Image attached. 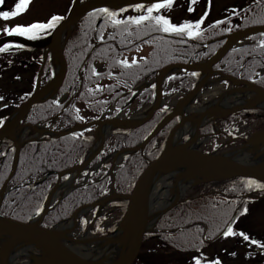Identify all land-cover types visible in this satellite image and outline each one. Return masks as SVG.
I'll list each match as a JSON object with an SVG mask.
<instances>
[{
	"label": "trees",
	"instance_id": "16d2710c",
	"mask_svg": "<svg viewBox=\"0 0 264 264\" xmlns=\"http://www.w3.org/2000/svg\"><path fill=\"white\" fill-rule=\"evenodd\" d=\"M243 1L244 0H240V2L236 1L226 9L227 14L225 16L232 15L229 11L230 9L234 7L238 9L236 17L232 19L233 25L243 23L245 12L241 10L250 9L247 13L249 17L248 22L247 24H244L243 27L255 25L252 24L253 19H264V0H260V3H255V0H245V3H243ZM197 5L198 3H196V6ZM187 7L188 3H186V8ZM135 14L138 13L128 11L121 14V18L123 15ZM189 15L193 17V12H189ZM210 23L212 22L202 25V27L205 28L202 40L190 41L186 39L183 44H180L178 42V38L174 36L150 31L148 28H144L139 32H137L135 28H130L129 31L132 32V35L128 36L123 29L118 30L108 27L105 28L103 32L105 33L106 30L111 29L113 33L116 34V39H110L108 35L105 39H103V41H100L96 39L99 31L98 26L96 28V26H93V24L89 21L80 25L77 30L71 34L65 45V52L68 57L69 67L63 85L57 94V97H60L64 93L72 92V90L76 87L80 73H84V79L78 96L74 100L73 104L67 107V111L62 113V118L65 124L67 126H74L76 124L87 123L95 120L110 104L114 102H123L121 96L127 93L129 89H131V87L136 82L140 81L145 75H156L164 66L171 63H187L188 60L193 57V59H195L198 52L197 50L203 45H208L207 50L209 55L213 54L222 46V44H210V41L217 39L220 36L230 34L235 30L229 33H220L217 30L214 35L213 30L207 28V25ZM225 26L227 25H222L220 27ZM146 32L148 33L147 35L145 34ZM137 36L139 37L138 39ZM128 39L132 40V44L127 43ZM91 40L94 41L93 44L91 43ZM143 40H154V42L143 44L141 43ZM136 44H140V48L147 46L150 49L148 55L144 57L145 60H138L137 65L128 69H123L117 65L115 63L117 59H124L131 51H137L134 47ZM89 45H91V47H89ZM263 58L264 50L256 48L255 46H250L237 52L228 53L223 58L221 63L226 68V73L231 77L250 81L251 79H249V77L252 78L257 70L264 65ZM39 59L40 58H38V61ZM96 61L104 62L107 65L106 72L99 79L92 77L91 71H81L80 67H78L82 65L85 69H87L88 65L91 64L92 68H94L93 64ZM14 64H16V61H14L13 65ZM20 66L21 64L18 69H21ZM109 71L113 73L111 77L107 75ZM114 71H117V73H114ZM85 76L88 77L87 81H85ZM125 81L130 83L125 86ZM97 84L108 85L110 87H104L99 92H93L90 94L87 89H95ZM80 93H83V95L81 96ZM105 101L107 103H105ZM51 102L52 101H49L37 106L30 114L29 117H31V119H28L29 122L33 123L37 120L44 121L60 112L61 107L57 108L55 105H52ZM76 109L79 111L77 112ZM77 114L83 116L84 120H74L73 117ZM165 114L166 113H156L154 117L145 125L130 132L115 133L114 138L120 141L125 147L132 148L152 130L156 123L159 122ZM176 122L177 121H173L170 123V127L174 126ZM167 133L168 130L159 133L154 141L157 142L160 136L166 137ZM90 144L91 141H83L79 138L74 141L71 138V135L55 140L47 139L42 142L30 143L24 146L20 151L18 166L13 182L15 184L18 182H25L29 178L35 179L40 174L47 172H61L72 166L74 162L81 161L83 153L90 146ZM78 145H82V147H78ZM160 150V148H156L153 144H148L145 148L144 156L138 153L126 160L127 162H125L124 166L116 174V181L122 192L129 193L131 191V188L141 168L144 166L145 161ZM33 157H35V159H33ZM12 158V152L8 153L5 158L2 169L0 170V186L11 170ZM25 169L30 170L27 176L24 175ZM55 180L56 178L53 177L51 181ZM101 185L104 187L106 186L105 178L97 185L92 184L85 188L81 187L69 194V196L63 199L54 211L46 217L44 221L46 226H51L56 222L70 217V215L79 206L90 204L100 198L103 195L101 193ZM241 185L242 188H244L243 182ZM47 190L48 189L43 186H37V190L31 194H23V190L11 191L3 199L0 213L13 220L26 222L27 218L37 207H39ZM243 190L249 191L246 189ZM213 201L214 199L204 198L179 206L178 210H181L179 211L178 216L174 217L170 215L171 211H169L158 221L156 227L159 232L155 238L158 239V241L171 245L172 247H178L177 249H179L181 245L175 242L174 236L164 232L166 229H179L180 231L177 233H179L178 237H182L181 241L184 243L186 242L187 244L191 242V247L186 248H198L201 245L199 240L202 234H205L206 237L212 236V238H215L216 235H214L215 233L212 234L213 231H211L210 223L212 221L213 225L216 224V226H219L222 224L224 218L217 215L219 213L215 210L216 207H213L214 204L211 203ZM218 210L220 212L219 208ZM206 213L208 215H201ZM196 217H200L201 220L208 223L205 225V231H198L197 226H191L188 229L185 228L187 225L193 223L194 218ZM150 237L151 235H148L147 238ZM153 261L154 260L144 262L146 264H154Z\"/></svg>",
	"mask_w": 264,
	"mask_h": 264
},
{
	"label": "bare ground",
	"instance_id": "6f19581e",
	"mask_svg": "<svg viewBox=\"0 0 264 264\" xmlns=\"http://www.w3.org/2000/svg\"><path fill=\"white\" fill-rule=\"evenodd\" d=\"M66 29V32L62 33V37H65L67 31L71 30V26H68ZM66 60L68 68V59ZM57 62L58 58L53 60V64L57 65ZM205 62L207 61L200 62L199 64ZM175 68L176 67L168 66V71L164 74V76ZM220 75L223 77H231L226 73L225 67L221 70ZM216 80L221 81L220 79ZM129 83L130 82L127 81L124 82L125 85H128ZM246 83H239L237 86L239 89H229L226 93H220L221 95L219 94V87L215 86L213 88V93L209 96V98L197 106L195 105V100L196 98H199L200 93L195 92L192 96H186L182 102L177 104L178 113L184 116L182 123L178 126L174 125L170 127V125L167 124L161 125L162 122L159 121L154 126V130L159 128L156 135L148 140L147 144H153L156 148H160L161 151L167 145H184L189 149H196L201 152L202 150L211 147V142L213 141L215 144L221 143V153L220 155L214 153L212 156H219V158L225 157L228 161L237 160L245 166H264V135L254 136L251 140L245 142L237 136L241 134L242 131L239 130L237 126L225 121V119L230 118L232 114L234 116L235 123L240 124L243 127L250 128L254 124L264 125V65L263 70H257L251 80L246 81ZM52 92L53 90H50L48 94H51ZM45 97L46 96L43 98ZM141 116H143V114H141ZM139 119H141V117L136 115L133 121L128 122L124 118L123 114L116 117L115 122H102L103 119L101 118L100 121L102 123L99 124L94 134V147L88 153L86 160H89L90 157L92 158L94 153L101 146L102 150L99 153H95V155L105 153L104 156H110L112 159H115L114 163H117L115 165H110L109 162H105L102 166L113 171H118L119 167L124 164V162H121L123 151H120V149H122V146H120L117 141H110L106 138L111 130L115 128L129 127L131 126L129 124L138 122ZM201 129L206 130V132L202 133L200 131ZM123 130L126 132L133 131L131 128H124ZM165 130H168L167 136H160L157 142H155L154 139L158 136V134L164 132ZM32 131H35L36 136L39 137L43 136L40 134L47 133V131L43 128H35V130L33 129ZM76 132H84L86 136L91 137V134L85 125H80L78 131ZM246 132L249 133V130ZM71 133L72 132L68 131L62 132L57 135V139L69 136ZM27 134H29V129H27V127H18L16 140H21ZM214 135L219 140L216 141ZM185 136L188 137L187 140L184 139ZM90 141L92 142L93 139ZM109 148L112 149L111 152L108 151ZM104 165H109L110 167H105ZM143 168L144 166L141 168L131 191ZM11 172L12 170H10L5 179L3 178L4 181H8L7 184L13 186L17 190H23V194L33 193L37 190V186H43L48 189L46 193V203L43 208L56 204L58 197L60 196L59 193L66 192L71 189L73 182L78 176L77 171L69 174L68 180L63 178L65 184L59 186L60 184L58 182L51 181L54 177V173L47 172L36 177V183L34 181H25L15 184L13 182L15 174H13L10 178ZM244 179V177H236L221 182L223 184V190L226 194V199L230 205L234 206L235 212L238 215L248 220L251 219L252 222H255L257 217L264 218V212L261 211L262 209L258 206L260 202H264V190H243L245 188H242L241 183ZM199 181L200 178L193 176L190 170L187 171L183 167L174 166L172 164L166 165L163 169L161 167L157 172H155L148 182L147 189L150 203L149 212L152 218L149 230L154 229L158 231L157 227L153 226L155 225L157 218L166 210L171 211V216H178L180 203L184 200L186 195L198 188L196 184L199 183ZM97 184L99 183H94V185ZM205 186V184H202L201 187ZM120 194V192H115L112 197L119 198L121 197ZM233 201H235V203H232ZM250 206H254L252 218H249L252 215V213L249 214V212L252 211ZM244 208H247V212L241 215ZM82 217L84 218L83 222L81 220ZM101 218L102 215L100 212L90 211L86 205H82L73 212V214L67 219L68 221L57 227V232H59L65 239H68L71 237L72 232H75L79 222L81 225L80 232L83 234L80 233V237L78 238H76V235L74 236V239L79 242L77 243V249L76 246L73 245H71L70 248L77 253H80L81 250L87 252L86 248H88V245L91 244L92 241H98L99 243L96 248L89 250L83 255H87L90 260L96 261L115 260L124 254V250L129 248V237L125 226H120L118 232L111 235L110 233L114 227V222H110L104 227L103 235H111L113 238L112 240H109L110 242H104L103 239L101 240V237L98 236H88L87 233L91 230L93 224ZM195 220L196 218H194V221ZM127 223L128 222L126 221L125 224ZM171 231L173 230L166 229L164 232ZM35 254L36 250L33 246L23 241L7 249L4 256L7 260H9V264H31V260H29V258ZM22 260L24 261L22 262Z\"/></svg>",
	"mask_w": 264,
	"mask_h": 264
},
{
	"label": "water",
	"instance_id": "95a60500",
	"mask_svg": "<svg viewBox=\"0 0 264 264\" xmlns=\"http://www.w3.org/2000/svg\"><path fill=\"white\" fill-rule=\"evenodd\" d=\"M77 1L78 0H75V3L66 15V19L62 22L54 34L42 41H28L20 37H7L0 39V41L11 40L18 42L27 47L46 49L50 53L52 60H56V58H58L54 77L42 87L37 88L29 99L15 110L14 114L6 121L5 125L0 128V141L5 138L13 139L17 126L23 121L30 109L37 103L43 102L49 97L54 96L56 91L61 86L67 70V60L63 49L65 39L62 37V33L66 32V28H68V26H71L72 29L74 25L84 15H86V13L94 7L108 6L112 9H118L119 7L126 6L129 3L140 2V0H89L84 3H78ZM143 2L149 3L155 2V0H143ZM70 31H67L66 36H69ZM258 32H264V27L249 28L235 34L207 63V67L210 68L214 63L222 58V56L230 50L233 44L238 40ZM173 67H183L190 71L196 70L194 66L190 65H176ZM162 77L163 73L158 79L159 86ZM239 83L242 84L243 82L233 81V84ZM201 86L202 82L194 88L190 95L197 92ZM50 90H53V92L48 94ZM44 96L46 97L43 98ZM156 109L157 105L155 104L148 117H150ZM177 114L178 110L176 107V109L162 121L161 125L167 124L174 116H177ZM182 119L183 118L181 117L179 124L182 123ZM96 124L100 123L95 122L92 125ZM158 129L159 128L153 130L139 146L135 147L131 151L134 152L142 150L147 144V141L156 135ZM71 131L76 132L78 131V128H74ZM261 135H264V132H260L259 136ZM18 152L19 149L15 148L14 165L10 178L14 174L16 168ZM168 164L183 167L187 171L190 170L193 176L200 178L199 183L203 184L229 180L236 177L255 178L264 182L263 165L258 167L245 166L237 160L228 161L225 157L219 158V156L205 154L196 149H189L184 145H167L162 151L146 162V165L141 171L131 193L127 196L128 205L126 213L122 219V224L126 223V221L128 222L126 232L129 237L130 245L121 257L111 261H96L87 260L78 256L67 245H65L67 242L77 244L79 243L77 240L71 237L65 239L59 232H57L56 228L49 229L41 225L42 217L47 211L45 209L43 210L39 220L29 221L28 223H18L0 217V264H9V260H7L4 256V253H6L7 249L23 241L31 242L36 249L40 250L41 253L50 260L49 264H133L142 252L145 235L150 231L149 225L152 223V218L149 212L150 203L147 191L148 182L155 172H157L161 167L163 169ZM60 175L59 178L61 177ZM7 183L8 181H6L3 190L6 188ZM2 197L1 193L0 200ZM102 239L112 240L113 238L112 236H108L101 238V240ZM34 263L36 264V262Z\"/></svg>",
	"mask_w": 264,
	"mask_h": 264
},
{
	"label": "snow or ice",
	"instance_id": "6c2138e0",
	"mask_svg": "<svg viewBox=\"0 0 264 264\" xmlns=\"http://www.w3.org/2000/svg\"><path fill=\"white\" fill-rule=\"evenodd\" d=\"M198 2V0H188V12H194L195 11V5ZM6 3V0H0V21L7 22L11 19L17 18L19 15L23 14L29 7L31 0H14L13 5L10 10H5L4 5ZM73 3H75V0H73ZM255 3H260V0H255ZM173 4V0H155V2H149L145 3L143 0H140V2L135 3H129L126 6L119 7L118 9H112L108 6H101V7H94L91 10H89L85 18L90 20L93 26H97V20H99L98 24V35L96 36L97 40L103 41L104 38V32L103 30L108 27H112L115 29H123L124 32L128 34V36L132 35V32L129 31L130 28H135L137 32L140 30H143L144 28H148L150 31L159 32L162 34H167L169 36H174L178 38V42L180 44L185 43V40L190 41H197L203 39V34L205 32V28L202 27V25L205 24L206 18L210 14V5L211 0H205V9L203 11V14L195 19H187L183 20L182 22L175 23L172 22L171 19L162 13V10L164 9H170V7ZM134 12L138 13L135 15H123L121 18V14L125 12ZM231 12V16H225L222 19L214 20L212 23L207 25V28L213 30V34L215 35L216 31L218 30L220 33H229L233 30H238L239 28L243 27L244 24H247L248 22V10H241L245 12L243 23L242 24H236L233 25L232 19L236 17L238 9L232 8L229 10ZM66 19L63 15L53 14L46 20V22H31L28 24H16L9 26L7 23L4 24L2 30L3 37H21L28 41H36L41 39H46L50 37L54 32L58 29V27L62 24V22ZM264 24V19H253L252 24ZM222 25H227L225 27H220ZM148 34L147 32L145 33ZM259 39L255 45L256 48H260L261 50H264V32H260ZM110 39H116V34L109 33ZM139 37L137 36V39ZM249 39H256L255 37H249ZM154 40H143L141 43L148 44L153 43ZM128 44H132V40L128 39ZM25 45L14 42L11 40L8 41H0V53H7L11 49H23ZM91 47V45H89ZM136 50L138 51L140 48V44L134 45ZM211 51V50H210ZM233 52L238 51V49L233 48ZM208 52H202L198 54V58L200 56H208ZM140 61H144L145 58L143 56L139 57ZM10 63V61H9ZM117 65H119L123 69L131 68L132 66L137 65L138 59L137 57H132L131 62L127 58L124 59H117L115 61ZM80 67L81 71H91L92 77H95L96 79H99L103 73H100L96 71V69L92 68L91 64L88 65V68L85 69L82 65L78 66ZM217 68L220 67L219 64L216 65ZM54 75V73L52 74ZM109 77L113 75L111 71L107 73ZM189 76L193 78H198L200 76V72L198 71H190L188 73ZM18 78V77H17ZM176 75L172 74L165 78V83H168L169 81H172L176 79ZM51 79V76L49 77ZM119 79V78H118ZM138 79V77H137ZM251 79V77H249ZM88 80V77L85 76V81ZM225 86H227V81H224ZM39 84V77L35 78L34 87ZM127 86V85H125ZM104 87H110L108 85H100L97 84L95 89L88 88L87 91L91 94L93 92H99ZM158 86L156 84H149L144 89L143 92L149 91V89L155 90ZM129 92L132 95H135L136 93L132 91V89H129ZM143 92H140V95H143ZM156 94L155 92L153 93ZM165 94V93H160ZM31 95V93H25L24 96L21 97L23 100L26 96ZM82 96L83 93H80ZM119 95V94H118ZM2 99V98H0ZM52 105H55L57 108H60L57 100H53ZM105 103H107L105 101ZM63 111H67V108H63ZM78 112L79 110L76 109ZM121 111V108L118 106L115 110V112L112 113V115H116ZM168 111L167 105H164L158 109V113L163 114ZM8 117H0V127H3L7 121ZM31 119V117H29ZM76 121H82L84 120V117L77 114L73 117ZM180 117H176V121L178 122ZM71 138L75 141L77 138L83 140V141H90L93 138L90 136H86L84 132H72ZM185 140L188 139L187 136L184 137ZM78 147H82V145H78ZM109 152L112 151L111 148L108 149ZM6 153L0 152V157H4ZM105 155V153H102L100 155L96 156V160H101V156ZM35 159V157H33ZM105 167H110L109 165H104ZM29 169H25L24 175L27 176L29 173ZM98 174V173H97ZM65 180L69 179V176L65 175L63 177ZM244 188L246 190H264V182H261L255 178H245L243 180ZM108 189L101 185V193L106 194ZM232 203H235L233 201ZM215 207V205H213ZM247 212V208H244L241 212V215ZM35 214H40V208L37 207L35 209ZM229 217L232 216V213H228ZM83 217L81 218L83 222ZM234 219H227L224 221L223 225H221V228L218 229V232H221L222 236L227 237H241L244 242L247 244L255 246L260 251L264 252V243H261L259 240L251 239L248 234H246L243 231H236L233 227L235 224ZM198 231H203L202 228H197ZM203 243V241H201ZM196 251V255H192L189 258L190 264H222L221 260L217 258L209 259L207 256L203 254V252L199 248L194 249ZM231 255H235V253H231Z\"/></svg>",
	"mask_w": 264,
	"mask_h": 264
},
{
	"label": "rangeland",
	"instance_id": "374dc122",
	"mask_svg": "<svg viewBox=\"0 0 264 264\" xmlns=\"http://www.w3.org/2000/svg\"><path fill=\"white\" fill-rule=\"evenodd\" d=\"M58 0H31V3L28 7V9L21 15H19L17 18L11 19L7 22L4 21H0V30H2L3 26L5 23H7L9 26L12 25H16V24H28L31 22H46V20L48 18H50L51 15L53 14H58V15H65V13L67 12L68 7L70 6V1L72 0H63V4L59 5L57 2ZM235 1L240 2V0H211V5H210V14L209 16L206 18L208 19L207 23L209 22H213L214 20L220 19L223 17V12L229 7L231 6ZM14 0H7L5 5H4V9L5 10H10L12 5H13ZM205 0H198V4L200 5L201 3H204ZM201 6V5H200ZM195 10H198L202 12L198 13L196 11L193 12V17L190 19H197L199 18L204 11V8H200L199 10V6L195 5ZM186 8V1L185 0H179L177 2V5L174 7V10L172 13H170L169 15H171V17L173 18V20H178V19H186V15H188L187 13H184L186 11H184V9ZM206 23V22H205ZM2 32H0V38H2ZM147 49L142 50V48H140L138 51L133 52L129 57L126 56V58L128 60H131L132 57H137V59H139V57L143 56L146 54ZM206 73V71L202 72V76H204ZM208 75V74H207ZM210 78H208L206 80L205 84H202L200 90L198 91V93H200L199 98H196L195 100V105H199L201 102L206 101L209 96L213 93V88L215 86H218L219 89V94L220 93H226L227 90L229 89H238L237 85H228L225 86L223 84V82L221 81H217L216 78L212 75L209 76ZM216 83H215V82ZM5 84V83H4ZM214 84V85H212ZM223 91V92H222ZM221 95V94H220ZM169 97V96H168ZM163 99V105H167V107H171L174 108L175 104L180 101L176 100L177 99V95H174V97L171 99V102L168 103V99L162 98ZM229 101H233V100H229ZM133 106V105H132ZM147 112V111H146ZM146 112H142V111H138L136 108L134 109L133 113H127L129 114L128 117L131 118V120H134V117L137 114H143L146 115ZM9 113H11L9 111ZM262 127H264V125H261ZM29 137L34 136L33 132L28 135ZM28 136H25L27 138H29ZM252 139V138H251ZM220 153V152H217ZM168 183V182H166ZM196 194H191V196H195ZM258 206L260 207V209H262L261 211L264 212V202H260L258 204ZM250 209H252V211L249 212L252 213V215L249 218H252L253 213H254V206H250ZM249 221H251V219H249ZM79 226H77L75 232H74V236L76 235V238L80 237V230L78 228ZM253 228L257 231H262L261 236L264 239V218L263 217H257L256 221L253 222ZM85 233V232H84ZM83 234V233H82ZM91 236V235H90ZM234 238H239L242 239L241 237L237 236V237H223L217 241H215V243L211 244V246L207 249V250H203V254H205L206 252L211 253L213 252L214 254H217V252H224L223 255L218 256V258L221 260L222 264H264V259L261 260L260 256H262L261 254L264 255V252L260 251L259 249H257L255 246L251 245L253 248L250 249L251 251V257L247 258L249 260H245L246 257L244 256V254H247V249L242 245L244 244V241L241 240V245H238L235 251V247H234V241H232ZM107 242V241H105ZM73 246H76L75 244H72ZM95 246L94 244H92L91 246H89V250L90 249H94L96 247H92ZM150 246V243L149 245ZM88 251V250H87ZM146 252V251H145ZM237 253L238 252V257L235 258L233 256H226L229 255L231 253ZM80 253H87L84 250H81ZM147 253V252H146ZM226 256V257H225ZM143 258H147L149 259V257L147 256V254H143ZM245 260V261H244ZM167 263L172 264V262H175L176 264H181L179 262L173 261V260H166ZM249 262V263H248ZM188 264H190V261L188 262Z\"/></svg>",
	"mask_w": 264,
	"mask_h": 264
},
{
	"label": "flooded vegetation",
	"instance_id": "af4514ba",
	"mask_svg": "<svg viewBox=\"0 0 264 264\" xmlns=\"http://www.w3.org/2000/svg\"><path fill=\"white\" fill-rule=\"evenodd\" d=\"M7 1V0H6ZM58 3H61V2H58Z\"/></svg>",
	"mask_w": 264,
	"mask_h": 264
}]
</instances>
